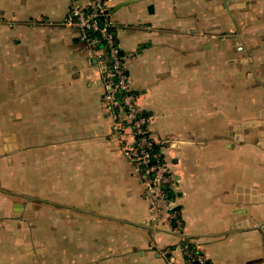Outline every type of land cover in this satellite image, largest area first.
<instances>
[{
    "label": "crops",
    "instance_id": "crops-1",
    "mask_svg": "<svg viewBox=\"0 0 264 264\" xmlns=\"http://www.w3.org/2000/svg\"><path fill=\"white\" fill-rule=\"evenodd\" d=\"M229 1L108 0L176 235L153 225L97 55L65 25L74 0H0V264H184L186 244L264 264V0Z\"/></svg>",
    "mask_w": 264,
    "mask_h": 264
},
{
    "label": "built area",
    "instance_id": "built-area-1",
    "mask_svg": "<svg viewBox=\"0 0 264 264\" xmlns=\"http://www.w3.org/2000/svg\"><path fill=\"white\" fill-rule=\"evenodd\" d=\"M83 2L90 5L83 6ZM110 10L108 0H74L65 25L78 31L89 53L97 55L98 71L104 86L103 100L114 120L113 131L123 141H133L124 145L125 155L135 169L145 172L148 178L145 198L149 202L153 225L159 223L168 232L182 235L183 223L175 209L176 201L170 197V189L175 187L176 180L150 133L153 117L143 113L138 106V96L133 91L120 52L117 25ZM183 255L184 264H207L196 244L184 245ZM171 262L174 263V259Z\"/></svg>",
    "mask_w": 264,
    "mask_h": 264
},
{
    "label": "water",
    "instance_id": "water-1",
    "mask_svg": "<svg viewBox=\"0 0 264 264\" xmlns=\"http://www.w3.org/2000/svg\"><path fill=\"white\" fill-rule=\"evenodd\" d=\"M241 1H249V0H230L229 3H230V4H233V3H237V2H241ZM114 10H116V8H115V9H111V10L109 11V13L112 15V12H113ZM232 36H233V35H232ZM235 41H237L238 44L240 43V41H239L238 39L235 40ZM249 126H251V123H245V124H244V127H249ZM3 152H4V149H2V151L0 150V154H3Z\"/></svg>",
    "mask_w": 264,
    "mask_h": 264
},
{
    "label": "trees",
    "instance_id": "trees-1",
    "mask_svg": "<svg viewBox=\"0 0 264 264\" xmlns=\"http://www.w3.org/2000/svg\"><path fill=\"white\" fill-rule=\"evenodd\" d=\"M99 46H101V45H99ZM98 48H99V47H98ZM156 149H157V150L160 149L159 146H156ZM207 264H208V263H207Z\"/></svg>",
    "mask_w": 264,
    "mask_h": 264
}]
</instances>
